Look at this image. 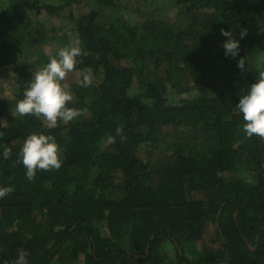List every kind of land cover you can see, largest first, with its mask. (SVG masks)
<instances>
[{
	"label": "trees",
	"instance_id": "16d2710c",
	"mask_svg": "<svg viewBox=\"0 0 264 264\" xmlns=\"http://www.w3.org/2000/svg\"><path fill=\"white\" fill-rule=\"evenodd\" d=\"M85 5L69 30L42 26ZM221 29L240 39L243 70ZM70 43L79 80L94 72L70 87L80 115L48 128L14 114ZM5 69L15 92L0 98V153L12 150L0 155V264L19 250L28 264H264V138L244 134L236 107L264 73V0H0ZM34 132L55 138L62 165L28 180L18 153Z\"/></svg>",
	"mask_w": 264,
	"mask_h": 264
},
{
	"label": "clouds",
	"instance_id": "9594fccd",
	"mask_svg": "<svg viewBox=\"0 0 264 264\" xmlns=\"http://www.w3.org/2000/svg\"><path fill=\"white\" fill-rule=\"evenodd\" d=\"M220 34L226 39L222 42L223 55L227 58L240 57V39L236 38L231 30L221 29ZM244 33H240L243 38ZM82 54V49L75 43L60 47L48 62L36 71L23 92V98L15 104V111L21 115L42 116L47 122L48 128L57 126L58 121L65 123L76 119L80 112L76 108L69 107L74 94L69 85L62 84L69 72L75 69L77 57ZM237 67L245 68L241 57L237 60ZM80 87H88L94 78L93 69L85 67L80 70ZM236 107L242 115V130L248 137L253 135L264 138V73L252 82L239 96ZM122 132L117 127L116 133ZM114 139V138H112ZM10 148H4L0 155L7 159L11 154ZM19 162L25 168L28 180L36 176L37 170L59 169L62 160L59 158V146L51 135L43 133H30L26 135L18 153ZM10 191L7 187H0V198ZM28 253L19 250L14 264H28Z\"/></svg>",
	"mask_w": 264,
	"mask_h": 264
},
{
	"label": "rangeland",
	"instance_id": "374dc122",
	"mask_svg": "<svg viewBox=\"0 0 264 264\" xmlns=\"http://www.w3.org/2000/svg\"><path fill=\"white\" fill-rule=\"evenodd\" d=\"M90 8H91V6H89V5L72 7L71 9H67L66 11H64L61 16L55 17L52 21L43 20L42 26L44 25L45 27L49 28L52 25L56 26V27L58 25H61L64 28L69 30L71 27L67 24V22L69 21V17L68 16L71 15V13L73 15H76V14H79L81 12H86V11L90 10ZM145 8H146V6H145ZM131 17H132V19H135V16H131ZM74 36H75V34H73V36H71V37L73 38ZM31 59L32 58H30V61H31ZM11 80H12V78H11V75H10V71L8 72L7 69H5L4 71H0V98H4L5 99V98H13L14 97L13 95H14L15 91H14V86L11 85ZM77 80H79V72L72 71V72H69L67 74V76L65 77L64 81H62V84L69 85L71 87L72 84L74 82H76ZM14 114H17V112H14ZM38 117L47 126V122L44 120V118L42 116H38ZM6 122H7L6 119H1L0 120V123L2 125H5ZM138 135H139V133H138ZM140 138H141V141H142L143 138L142 137H140ZM144 141L142 142L141 146L138 149V156L140 158H142V159L145 158V153L148 151V145L146 143H144ZM168 153L169 152L166 151L164 153V155H167ZM201 196L197 195V194H195V195L193 194V195H191V198L198 199ZM199 247H200V245L197 244L196 245V250H198ZM170 252H171L170 250L167 251L168 254Z\"/></svg>",
	"mask_w": 264,
	"mask_h": 264
}]
</instances>
